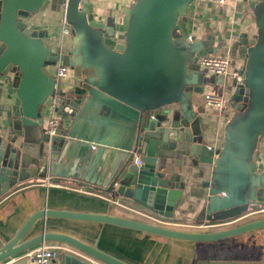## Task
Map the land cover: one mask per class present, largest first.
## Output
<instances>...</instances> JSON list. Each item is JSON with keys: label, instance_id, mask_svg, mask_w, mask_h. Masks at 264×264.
Instances as JSON below:
<instances>
[{"label": "water", "instance_id": "water-1", "mask_svg": "<svg viewBox=\"0 0 264 264\" xmlns=\"http://www.w3.org/2000/svg\"><path fill=\"white\" fill-rule=\"evenodd\" d=\"M48 1L0 0V197L32 168L38 178L74 179L169 221L195 200L201 204L198 220L208 223L264 213V164L258 151L264 135V0L251 3L258 31L251 37L244 33L237 44L244 82L232 78L229 104L236 112L221 147L209 144L206 117L191 96L206 83L223 84L226 76L206 74L196 62L208 44L179 42L187 37L181 22L195 0H135L121 18H102L103 12L85 0H52L64 8L73 36L67 53L28 23ZM60 63L75 71L78 82L62 88L67 100L58 113L72 120L51 139L43 112L52 106ZM12 94L20 100L19 120L10 123L4 112L11 108L2 101ZM75 105L80 108L73 115ZM137 153L144 157L141 167L133 162ZM176 164L184 166V176L171 174ZM47 218L111 224L188 242L264 229V215L223 229L189 230L46 207L32 213L0 247V264L44 242L65 243L104 264H129L67 233L44 229L26 239ZM65 259L74 261L70 255Z\"/></svg>", "mask_w": 264, "mask_h": 264}, {"label": "crops", "instance_id": "crops-1", "mask_svg": "<svg viewBox=\"0 0 264 264\" xmlns=\"http://www.w3.org/2000/svg\"><path fill=\"white\" fill-rule=\"evenodd\" d=\"M134 2L135 0H85V3L94 4L95 11L103 12L102 18L107 15L121 18L124 10L131 7ZM253 2L255 0H226V3L220 4L208 0H195L187 9L186 20L181 22L186 29L187 37L179 39V42L182 46L200 41L208 44L207 48L200 50L195 59L206 74L210 73L201 66V59L205 55L229 58L233 70L244 67L245 62L237 44L244 33L251 37L258 31L255 10L251 7ZM64 18V8L53 5L52 0H49L40 11L33 14L28 23L33 28L47 32L49 37L62 46V51L67 53L72 48L73 36L70 32L63 34L64 26L71 31L68 23L64 24ZM232 81V77L228 75L223 84L206 83L191 96L193 105L206 117L208 142L215 147L222 146L227 122L236 112V109L229 104L230 98L234 95ZM75 82H78V78L71 69L69 75L61 80L60 86L67 90ZM206 93L223 96L228 104L221 109L206 106L204 103ZM2 104L11 108L4 112L5 122L18 121L20 100L17 95L12 94L11 97L3 99ZM51 112V108L43 112L45 122ZM8 129H12L11 126ZM258 151L263 165L264 135L259 138ZM176 162L180 164L179 161ZM177 164L172 167L171 174L179 173L184 176V166ZM37 173L36 170L29 168L26 179L13 183L1 195L0 247L10 241L27 218L40 208L109 213L146 220L136 211L142 210L145 213L143 209L123 201L119 202L136 210L114 203L112 197L103 189L83 185L74 179L66 180L61 186L49 185L46 183L47 178H38ZM52 181L54 182V179ZM200 210L201 204L195 200L176 211L175 221L206 225L208 222L198 220ZM171 227L177 228L175 225ZM44 229L71 234L129 264H264V230L215 242H188L158 237L111 224L47 218L38 221L26 239L41 233ZM48 243L58 248L51 264H69L65 259V256L69 255L74 258L71 264H91L96 261L65 243ZM32 251L33 249L19 254L1 264H36L30 256Z\"/></svg>", "mask_w": 264, "mask_h": 264}, {"label": "built area", "instance_id": "built-area-1", "mask_svg": "<svg viewBox=\"0 0 264 264\" xmlns=\"http://www.w3.org/2000/svg\"><path fill=\"white\" fill-rule=\"evenodd\" d=\"M210 2L220 3L224 4L226 3V0H208ZM64 24L66 25L67 22L64 18ZM65 29L63 31V34L69 33L70 30L64 26ZM201 66L210 74L215 75H224V76H230L232 77L237 83H243L244 82V76L241 72V69H231L230 66V60L227 57H216L212 55H205L201 59ZM71 68L67 64L60 63L58 64V67L54 73L55 76V86H54V98L53 103L51 106V114L46 120V128L47 131L51 137V139L55 136H58L60 134L61 125L63 123L67 124L72 120L71 116H68L66 118H63L59 113L58 109L62 106L59 105V101L63 102V94H62V88L60 86V82L62 79L67 77L69 75ZM204 103L206 106L212 107V108H218L221 109L225 107L228 102L225 100L223 96H220L218 94L214 93H206L204 94ZM64 119V121H62ZM134 164L137 167H141L144 164V157L141 154H136L133 160ZM47 184L53 185L56 184L57 186H61V183H54L52 181V178H47ZM118 182L114 183V186H117ZM114 203L122 204L123 206L128 207L127 205L120 203L117 200H113ZM133 210H136L132 207H128ZM139 212L141 216L146 218V220L165 225V226H171L175 225L177 228H184V229H193L197 230L205 226V224H198V223H191L188 221L177 223L176 221H169L165 220L163 217H159L156 215H152L149 212L145 211V213L141 210H136ZM57 247L48 243L44 242L33 248V251L30 253V256L34 263L36 264H51L53 258L55 257L57 253ZM97 261V262H96ZM94 263L91 264H104L98 260H96ZM99 262V263H98Z\"/></svg>", "mask_w": 264, "mask_h": 264}, {"label": "rangeland", "instance_id": "rangeland-1", "mask_svg": "<svg viewBox=\"0 0 264 264\" xmlns=\"http://www.w3.org/2000/svg\"><path fill=\"white\" fill-rule=\"evenodd\" d=\"M66 100H67V96L64 97V101H59V105H62V104H65L66 103ZM74 107V110L72 111V114L75 115L77 113V111L79 110L80 108V105H75L73 106ZM64 121V119L62 120ZM67 179H63V178H54V182L55 183H64L66 182ZM79 182V181H77ZM264 215V213L262 214H258V215H252V216H249V217H246L240 221H234V222H230V223H226V224H220L222 222H219V223H207L204 227L198 229V230H217V229H223V228H226V227H229V226H232V225H235L239 222H243L245 220H248V219H251V218H254V217H258V216H262ZM264 230V229H262Z\"/></svg>", "mask_w": 264, "mask_h": 264}, {"label": "trees", "instance_id": "trees-1", "mask_svg": "<svg viewBox=\"0 0 264 264\" xmlns=\"http://www.w3.org/2000/svg\"><path fill=\"white\" fill-rule=\"evenodd\" d=\"M51 108V107H50ZM91 188H93V187H91ZM95 191H98V189H94ZM108 194V193H107ZM215 223H219V222H215ZM103 263V262H102Z\"/></svg>", "mask_w": 264, "mask_h": 264}]
</instances>
